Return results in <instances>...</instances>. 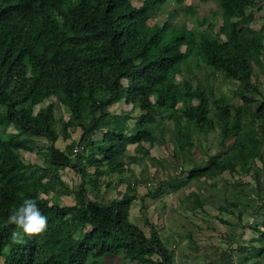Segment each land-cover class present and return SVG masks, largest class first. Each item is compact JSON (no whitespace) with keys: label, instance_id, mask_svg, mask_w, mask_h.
Here are the masks:
<instances>
[{"label":"trees","instance_id":"trees-1","mask_svg":"<svg viewBox=\"0 0 264 264\" xmlns=\"http://www.w3.org/2000/svg\"><path fill=\"white\" fill-rule=\"evenodd\" d=\"M216 1L222 18L217 34L210 29L187 34L185 25L169 22L146 29L168 2L181 6L183 0H143L139 7L131 0H0L3 264H108L105 260L111 258L116 264H174L148 218H143L148 235L131 222L130 207L136 199L132 186L103 204L88 199L84 184L72 193L59 175L71 169L98 189L101 177L125 172L128 147L139 151L142 144L152 146L162 125H172L176 153L182 155L193 149V133L218 128L217 153L206 167L194 165L188 181H212L225 172L245 175L256 161L264 168V96L250 79L253 66L264 70V36L251 27L254 11L264 0ZM182 12L195 15L196 10L187 6ZM207 23L204 17L197 25ZM185 41L180 50L177 44ZM201 65L210 72L201 73ZM186 68L196 83L194 91L187 78L177 86ZM217 75L238 82L239 105L205 92ZM50 91L69 114L63 125L81 130L74 157L55 147V105L34 110ZM121 101L139 115L108 110ZM133 119L139 129L130 132ZM9 128L14 132L8 133ZM96 133L102 135L98 140L92 139ZM37 138L47 141L43 162L26 163L21 152H34ZM104 185L110 187L108 181ZM179 186L175 177L168 184L170 190ZM42 195L51 198L42 201ZM62 195H73L76 204L58 205ZM25 198L38 200L48 226L42 235L25 236L23 243L15 244L8 216ZM256 200V211H263L262 226L251 229L263 252L264 192L257 190ZM181 201L189 202L192 212L204 208L196 194ZM232 208L233 202L224 201L218 210L227 213Z\"/></svg>","mask_w":264,"mask_h":264},{"label":"rangeland","instance_id":"rangeland-1","mask_svg":"<svg viewBox=\"0 0 264 264\" xmlns=\"http://www.w3.org/2000/svg\"><path fill=\"white\" fill-rule=\"evenodd\" d=\"M142 1L131 0L135 7H139ZM187 6L195 8V15L182 12L183 8ZM254 12L255 20L251 27L264 36V1ZM220 14L221 11L216 0L207 2L183 0L181 6L168 2L162 7L156 18L146 23V29L149 32L154 25L161 27L165 22H169L176 27L185 25L187 34L192 29H210L214 34H217L222 22ZM204 17L209 20V23L200 28L197 22ZM177 47L183 50L186 47V41L177 44ZM201 59L206 62L204 57ZM201 69V73L210 72V69L207 70L203 65H201ZM184 78L189 80L191 91H194L196 83L187 68L183 71V78L178 77L177 86L181 85ZM250 79L251 82L259 86L260 93L264 96V70L253 66ZM123 84H126V81H123ZM237 88V81L217 75L206 84L205 92L207 94L213 92L235 107L240 104L236 95ZM49 103L55 105L54 115L57 125L54 126V130L58 135L55 147L65 152L71 151L70 155L74 157L81 130L79 128L70 130L63 125L62 122H67L69 114L57 102L51 91L47 92L46 98H43L40 105L34 108L35 112ZM108 110L116 115L132 113L130 114L132 118L139 115V110L132 111L131 105H127L123 101L111 106ZM129 126L130 132L139 129V125L134 119L129 121ZM7 132L14 131L9 128ZM156 132L160 135L157 134L158 139L152 146L142 144L139 151L135 150L134 146L128 147L127 158L124 162L125 172L122 175L112 174L101 177L98 180L101 182V189L98 185V189L93 188L88 183V179L82 181L80 175L71 169L59 172L62 182L68 186L72 193L84 184L88 199H94L103 204L118 198L126 190L127 185L132 186L136 199L131 208V222L148 235L150 231L143 223V218H148L163 235L166 245L173 249L175 264H210L211 255L215 256L222 251L230 254L240 247H247V245L249 248L254 245L257 248L261 247L259 243L254 245L249 243L256 237L251 228L256 224L261 227L263 220V211H256L257 190H260V193L264 192V168L261 163L256 161L249 173L245 175L225 172L212 181L209 179L188 181L187 175L193 170L194 165L201 168L206 167L208 158L217 153L218 128H212L205 134L193 133L191 138L194 147L190 153L184 155L176 153L177 149L173 140L174 131L170 123L160 126ZM66 134H69L70 138H67ZM101 136L100 133H96L92 139L98 140ZM159 136L163 139H159ZM34 142L37 149L34 152H21V157L26 163L40 165L43 162L42 154L46 150L47 141L44 138H37L34 139ZM87 171L90 175L93 174V168L88 167ZM174 177L178 179L180 186L170 190L168 184ZM106 181L110 183L108 188H104ZM147 193L150 195H146ZM193 194H196L203 203L202 211L197 209L192 212L188 209L189 202L181 203V200L186 196ZM50 196L42 195L40 198L42 201L50 200ZM224 201L233 202L236 208L230 209L227 213L219 212L218 208ZM57 204L71 206L76 202L73 195H62L57 199ZM222 221L227 224L221 223ZM105 261L108 264L117 263V259L112 258ZM0 264H3V259H0Z\"/></svg>","mask_w":264,"mask_h":264},{"label":"clouds","instance_id":"clouds-1","mask_svg":"<svg viewBox=\"0 0 264 264\" xmlns=\"http://www.w3.org/2000/svg\"><path fill=\"white\" fill-rule=\"evenodd\" d=\"M8 224L14 226L11 240L15 244L24 242V237L42 235L48 226V220L42 214L36 198H25L8 216Z\"/></svg>","mask_w":264,"mask_h":264},{"label":"crops","instance_id":"crops-1","mask_svg":"<svg viewBox=\"0 0 264 264\" xmlns=\"http://www.w3.org/2000/svg\"><path fill=\"white\" fill-rule=\"evenodd\" d=\"M97 185L100 186V189H101V182H97ZM104 188H105V185H104ZM133 203H134V201H133ZM131 208H132V206L130 207V213H131ZM256 225H258V224H256ZM259 228H260V226H259ZM159 234H160V238L162 239L165 247L170 251V253L173 257V263L175 264V253H174L173 249L166 245L163 235L161 233H159ZM255 235H256L255 239H252L249 242L253 245L258 243L257 234L255 233ZM231 240H234V239L231 238ZM210 258H212L209 260L210 264H264V251L260 252V246H258V248H257L254 245V247L252 246L249 248L247 245V247H240L236 251H232V253H230V254H227L224 251H222L221 253H219L215 256L211 255Z\"/></svg>","mask_w":264,"mask_h":264},{"label":"built area","instance_id":"built-area-1","mask_svg":"<svg viewBox=\"0 0 264 264\" xmlns=\"http://www.w3.org/2000/svg\"><path fill=\"white\" fill-rule=\"evenodd\" d=\"M76 152V149H75V151H74V153Z\"/></svg>","mask_w":264,"mask_h":264}]
</instances>
